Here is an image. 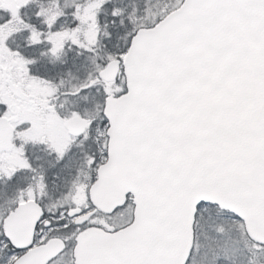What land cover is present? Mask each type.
Wrapping results in <instances>:
<instances>
[{
    "label": "snow or ice",
    "instance_id": "6c2138e0",
    "mask_svg": "<svg viewBox=\"0 0 264 264\" xmlns=\"http://www.w3.org/2000/svg\"><path fill=\"white\" fill-rule=\"evenodd\" d=\"M0 264H264V0H0Z\"/></svg>",
    "mask_w": 264,
    "mask_h": 264
}]
</instances>
